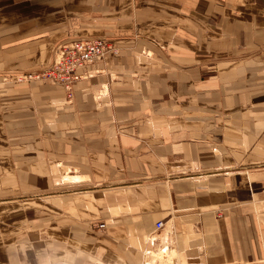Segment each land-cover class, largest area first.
I'll return each instance as SVG.
<instances>
[{"label":"crops","instance_id":"crops-1","mask_svg":"<svg viewBox=\"0 0 264 264\" xmlns=\"http://www.w3.org/2000/svg\"><path fill=\"white\" fill-rule=\"evenodd\" d=\"M92 38L115 52L71 98L15 81ZM49 233L108 264H264V0H0V264Z\"/></svg>","mask_w":264,"mask_h":264},{"label":"built area","instance_id":"built-area-1","mask_svg":"<svg viewBox=\"0 0 264 264\" xmlns=\"http://www.w3.org/2000/svg\"><path fill=\"white\" fill-rule=\"evenodd\" d=\"M115 52V47L105 38L73 39L54 49V58L49 65L33 72H24L15 76L17 82L29 80H47L61 85L71 98L73 82L78 75L76 70L90 61L104 58ZM103 228L104 223L97 224ZM156 229L163 227V222L155 224Z\"/></svg>","mask_w":264,"mask_h":264},{"label":"clouds","instance_id":"clouds-1","mask_svg":"<svg viewBox=\"0 0 264 264\" xmlns=\"http://www.w3.org/2000/svg\"><path fill=\"white\" fill-rule=\"evenodd\" d=\"M41 247L36 248L29 236L18 244L21 264H28L27 252L35 254L36 264H108L105 252H96L91 243L83 239L64 241L54 234L39 238Z\"/></svg>","mask_w":264,"mask_h":264},{"label":"rangeland","instance_id":"rangeland-1","mask_svg":"<svg viewBox=\"0 0 264 264\" xmlns=\"http://www.w3.org/2000/svg\"><path fill=\"white\" fill-rule=\"evenodd\" d=\"M39 70V69H38ZM36 71V70H35ZM31 72H33V71H31ZM24 73V72H23ZM16 81V80H15ZM156 228V227H155ZM158 230V229H157ZM161 232H158V234H156V233H154L153 235H152V237L153 238H159V239H162V240H166V236H163V235H161L160 234ZM153 252L154 253H156L157 252V254H153ZM150 254H153V257L154 256H158V255H163V254H166V250H160V248L159 247H157V248H155V250L154 251H152V252H148V256L150 255ZM171 255H172V253H171ZM152 257V258H153ZM155 258V257H154Z\"/></svg>","mask_w":264,"mask_h":264},{"label":"bare ground","instance_id":"bare-ground-1","mask_svg":"<svg viewBox=\"0 0 264 264\" xmlns=\"http://www.w3.org/2000/svg\"><path fill=\"white\" fill-rule=\"evenodd\" d=\"M153 254H155V253L153 252ZM158 256H160V255H158ZM154 257H155V256H154ZM154 257H153V258H154ZM151 259H152V258H151ZM154 260H157V257H155ZM170 260H171V259H170ZM151 261H153V260H151ZM160 261H162V260H160ZM163 262H164V261H163ZM171 262H172V261H171Z\"/></svg>","mask_w":264,"mask_h":264}]
</instances>
